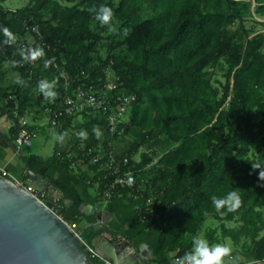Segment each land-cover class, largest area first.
<instances>
[{
  "label": "trees",
  "instance_id": "obj_1",
  "mask_svg": "<svg viewBox=\"0 0 264 264\" xmlns=\"http://www.w3.org/2000/svg\"><path fill=\"white\" fill-rule=\"evenodd\" d=\"M62 1H36L41 2L40 11L48 16L45 19L29 12L31 8L14 12L30 27L39 24L48 46L37 56L32 72L28 62L17 66L20 81L10 89L0 90L9 108L11 139L15 140L23 128H35L20 121L29 105L49 100L46 105L54 102L58 106L66 94H72L79 86L101 88L107 81L108 68L119 76L125 88L137 94L135 106L139 112L140 76L150 77L153 88L163 91L180 88L190 97L205 91V68L224 57L233 72V83L231 86L230 78L227 80L222 99L219 102L207 99L205 107L193 102L180 110L169 106L157 125L158 132L166 139H158V142L165 147L171 141L174 147L162 155L164 166L158 168V178L145 189L140 188L137 181L132 187L119 186L111 199L132 194L152 200L142 208V213L147 214L151 224L161 225L159 248L167 255L155 264H172L171 254L181 256L191 250L193 238L199 235L198 227L207 214L235 220L234 226L222 227L224 236L236 242L242 237L250 239L246 250L252 251L256 260L264 261V180L259 177L260 169L252 166V163H264V152L251 155L253 149L264 148V33L251 35V30L243 23L233 31L228 28L240 16L241 0H154L155 8L161 10L132 23L129 20L135 16L136 9L131 0L127 4L123 0L118 6L114 0ZM254 1L255 11L264 14V0ZM101 4L113 8V18L127 17L128 28L121 43L135 53L133 59H120L115 52L105 59L99 56L104 31L110 29L108 24L103 26L96 18ZM41 79L55 80L56 96L44 95L38 87ZM228 96V108L220 110ZM16 102L17 114L13 111ZM79 114L63 118L59 133L72 128ZM83 114L84 120L72 132L71 149L54 153L49 160L64 167H70L78 159L88 163V167L80 172L81 178L91 184L98 183L103 192L109 181L105 175L109 172L100 169L99 163H92L94 153L90 154L89 149H94L95 153L103 150L106 158L114 151L121 129L128 133L130 128H124L125 123H121L112 133L102 112ZM95 128H103L99 136ZM82 131L87 135H80ZM138 148L133 145L125 154L128 159L125 169L131 167L135 176L138 169L150 162L147 153H143L134 168L132 155ZM32 151V145L24 147V161L30 170L38 173L45 159ZM41 177L55 184L64 192L65 198L73 201L66 208L65 200L61 199L63 218L81 223L85 218L79 208L83 199L75 184L45 172ZM231 190H237L241 195L239 207L227 211L225 206L218 212L212 196H222ZM65 211L70 212L69 217ZM88 220L93 223V216H88ZM82 232L90 243L97 234L92 224ZM210 240L213 241L211 234ZM91 260L103 263L98 258ZM239 264L244 263L239 261Z\"/></svg>",
  "mask_w": 264,
  "mask_h": 264
},
{
  "label": "crops",
  "instance_id": "obj_2",
  "mask_svg": "<svg viewBox=\"0 0 264 264\" xmlns=\"http://www.w3.org/2000/svg\"><path fill=\"white\" fill-rule=\"evenodd\" d=\"M36 1L27 0V4L24 6L14 7L16 5L13 4L16 3V0H0V29L7 26L13 34V38L9 40L2 30H0V90L12 88L21 79V73L17 69V66H21L26 62L27 55L22 50L20 43L24 40L32 42L36 40L35 35L14 12L21 8H31L29 12L37 13L39 19L48 17L40 11L41 2L37 3ZM8 2L11 5L6 4ZM16 103L17 106L13 111H17L18 109V102ZM36 106L29 105L26 109V114L20 117V121L23 124L28 123L34 125L35 128L31 130L39 133L32 144V153L42 156L45 159V164L39 169L38 174L41 176V173L45 172L56 178L73 182L83 202H88L93 206L95 211L90 214H86L80 210L86 219L83 230L90 224L94 227L100 220L102 228L99 232L109 236L113 240L125 242L128 250L131 252L137 250L146 259L148 264H155L165 258L167 255L159 248L161 225L159 223L151 224L150 220L143 218L145 212L142 213V208L149 205L152 202L151 199L147 200L143 196L132 194H128L126 197L120 199L107 198L99 189L98 183L91 184L88 181H84L80 173L73 170L76 163H73L70 167H64L59 163H53L49 160L54 153L71 149L73 143L71 140L72 133L70 131L75 130L74 127L82 123L84 114L80 113L74 119L73 127L60 134L59 129L45 125L49 123L48 117L40 116L41 114L35 111ZM11 127L12 122L9 119V108L0 94V170H8L11 177L15 180L28 183L32 179L31 176L28 177L30 175V169L24 161V147L19 148L16 144V139H11ZM40 136L44 137V139L36 146L35 150L34 143ZM61 136L63 139H60ZM52 141H54V146L52 147L54 150L52 154H49L47 148H49V144L51 146L50 142ZM99 152L102 154L105 153L103 150H99ZM113 152L118 155H124L118 153L116 150ZM70 154L73 156L72 153ZM88 216H93V223L89 222ZM136 236H140V249L131 240L132 237ZM156 241H158V244ZM235 244L237 247L233 250H236V255H239L240 262L244 264H264V261L255 259L252 251H244L242 249L244 245L242 241H235ZM225 259L227 258L225 257Z\"/></svg>",
  "mask_w": 264,
  "mask_h": 264
},
{
  "label": "rangeland",
  "instance_id": "obj_3",
  "mask_svg": "<svg viewBox=\"0 0 264 264\" xmlns=\"http://www.w3.org/2000/svg\"><path fill=\"white\" fill-rule=\"evenodd\" d=\"M78 1L80 0H71L70 3ZM121 1L123 0H114L117 6L121 3ZM125 1L127 4L128 0ZM62 2L68 3L66 0H63ZM131 2L135 3L134 8L136 9V14L129 20L130 23L151 17L157 14L159 10H161V8H155L154 0H131ZM6 4L11 5L10 2ZM25 4H27V0H16V3L13 5H16L14 7H21ZM248 6H250V9L248 8ZM239 8L240 16H238V18H236L233 24H230L228 28L233 31L240 26V23H243L248 29L251 30V35H254L256 33H264V14L257 13L255 11V1L241 0ZM126 18V16L122 18H112V20L110 21L112 26L108 31H104V38L100 43L99 49V56L102 59H105L112 52L118 54L120 59L134 58L135 53L127 50L125 48V45H122L121 43L124 38V33L128 28L125 24ZM94 26H96V24H94ZM103 26H106V24H104ZM205 71L207 73L205 77V91L198 92L190 97L185 95L183 90H181L180 88H171L164 91L158 88H153L150 85V82L152 80L150 77H139L141 86V89L138 92L139 112L136 111L135 104L127 107L125 113L124 128H130V131L128 133H125L123 132V129H121L120 139L116 141L114 150L126 156L125 154L128 152V150H130L133 145H137L139 148L132 155L134 168H137L136 164L142 159V154L147 153L148 157L150 158V162L146 163L143 168L138 169L135 176L137 184L140 186V188L145 189L147 184L153 182L156 178H158L160 173L158 171V168L164 166V161L161 159L162 155L168 149L174 147V143H172L171 141H169L168 145L165 147L160 145V143L158 142V139H166V136L162 133H159L157 129L158 119L161 114L166 112L169 106H171L172 109L180 110L181 108L186 107L192 102L194 105L200 107H205V101L207 99H211L214 102H219L222 99L224 86L229 78L231 80L232 86L233 72H231L229 63L226 58L221 57L217 61L212 62L205 68ZM113 74L114 72L112 71V69L108 68L107 81L114 79ZM229 99L230 96H228L221 104L220 110L228 108ZM47 102H49V100H44V102L42 101L36 104L37 106L35 107V111L41 114L40 116L48 117V114L45 111ZM45 125L50 124L46 123ZM152 131L153 133L151 134ZM70 132L72 133L74 132V130H71ZM38 134L39 133H37V135ZM43 139L44 137L42 136L36 139L34 143L35 150L36 146L39 145L43 141ZM50 143L51 146L49 144V148L47 149L48 153L52 154L54 150L52 149V147L54 146V141ZM262 152H264V148H261L260 150L253 149L251 151V155H257ZM87 167L88 163L83 162L81 159H78V161H76L75 167H73V170L80 173ZM48 201H50L55 206H62L61 199L56 198L51 194L48 197ZM64 213L67 217H69V211H65ZM85 222L86 219L84 218L80 223L81 230H83ZM235 224V220L220 219L215 217L213 214H207L206 219L202 223H200L198 227V234L206 238L210 243L215 241H227L234 249L235 247H237L235 241H233L232 238L224 236L222 227L234 226ZM210 234L213 236V241L210 240ZM131 240H133L136 247L140 249V236L132 237ZM241 241L244 244L242 249L244 251H247L246 248L250 245V239L242 237ZM156 243L158 244V241H156ZM170 256L172 260L173 254H171Z\"/></svg>",
  "mask_w": 264,
  "mask_h": 264
},
{
  "label": "water",
  "instance_id": "obj_4",
  "mask_svg": "<svg viewBox=\"0 0 264 264\" xmlns=\"http://www.w3.org/2000/svg\"><path fill=\"white\" fill-rule=\"evenodd\" d=\"M29 174L34 184L47 186L51 195L64 199L66 208L71 205L73 201L65 198L55 184L32 170ZM79 208L86 214L95 211L88 202H82ZM63 209L54 211L2 171L0 264H103L91 260L97 257L59 215ZM101 226L100 220L94 225L97 234L91 241L98 253L116 264H148L137 250H128L125 242L99 232Z\"/></svg>",
  "mask_w": 264,
  "mask_h": 264
},
{
  "label": "built area",
  "instance_id": "obj_5",
  "mask_svg": "<svg viewBox=\"0 0 264 264\" xmlns=\"http://www.w3.org/2000/svg\"><path fill=\"white\" fill-rule=\"evenodd\" d=\"M26 25V24H25ZM26 27L35 35V41L24 40L20 43L22 50L26 53V62L30 65V70L37 64V56L42 52L44 47L48 44L44 41V35L39 27V24ZM37 51L39 54L33 58L32 52ZM54 64L57 68L59 65L54 59ZM114 79L108 80L101 88H96L94 85L88 87H77L72 94H66L57 106L52 102L45 107V111L48 114L49 124L59 129L62 126V119L71 115H75L82 112H102L105 114L108 121V130L115 133L119 129V125L124 123L125 113L128 106L138 102V96L134 91L128 90L124 87L123 82L119 76L113 74ZM17 114V112L15 111ZM103 128H100V132ZM37 132L28 128H23L16 138V144L19 148L25 146H31L34 142ZM60 151L58 154H61ZM89 153H94L92 163L100 164V169L107 170L109 175H105L109 181L106 182V188L103 191L107 198H111L114 195L116 188L119 186H134L136 183L135 172L131 167L125 169L128 165V159L124 155H118L114 152L109 153L104 158L105 153L99 151L95 153V150L90 148ZM104 158V160H103ZM7 175H10L8 170L2 169ZM111 176V177H110ZM10 178L23 186L27 191L32 193L35 197L41 200L44 204L48 205L54 211L58 212V206L53 205L48 201L49 191L44 186H38L31 182H19L14 178ZM59 215L63 218L61 213ZM143 218L147 219V214H143ZM64 219V218H63ZM67 226L75 233L81 242H83L93 254L101 260L104 264H116L113 260L103 257L98 253L92 243L87 241L84 237L82 230L80 229V223L76 221L66 220ZM148 220V219H147ZM177 256L173 255L172 260Z\"/></svg>",
  "mask_w": 264,
  "mask_h": 264
},
{
  "label": "clouds",
  "instance_id": "obj_6",
  "mask_svg": "<svg viewBox=\"0 0 264 264\" xmlns=\"http://www.w3.org/2000/svg\"><path fill=\"white\" fill-rule=\"evenodd\" d=\"M114 15L113 8L107 4H101L96 11V18L102 24H108L111 27L110 21ZM2 32L6 37L11 40L13 34L7 26H4ZM42 51V50H41ZM39 53L37 51L32 52V57L35 58ZM55 80L41 79L38 83L39 89L47 97L56 96L54 90ZM96 135L101 134L99 128H95ZM80 135H87L86 132L79 133ZM60 139H63L61 136ZM253 168L260 169L259 177L264 180V163H252ZM241 195L237 190L228 191L222 196H212V203L215 209L219 212L227 208V211H234L239 207L241 203ZM193 247L191 250L186 251L183 255L177 256L172 264H239V255H233V247L227 241L225 242H212L210 243L206 238L196 235L194 238ZM227 257V259H225Z\"/></svg>",
  "mask_w": 264,
  "mask_h": 264
}]
</instances>
